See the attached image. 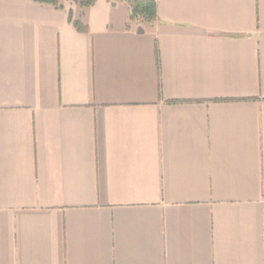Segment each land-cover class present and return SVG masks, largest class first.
Wrapping results in <instances>:
<instances>
[{
	"label": "crops",
	"instance_id": "1",
	"mask_svg": "<svg viewBox=\"0 0 264 264\" xmlns=\"http://www.w3.org/2000/svg\"><path fill=\"white\" fill-rule=\"evenodd\" d=\"M151 1L0 0V264H264V0Z\"/></svg>",
	"mask_w": 264,
	"mask_h": 264
},
{
	"label": "trees",
	"instance_id": "2",
	"mask_svg": "<svg viewBox=\"0 0 264 264\" xmlns=\"http://www.w3.org/2000/svg\"><path fill=\"white\" fill-rule=\"evenodd\" d=\"M42 2H49L57 4L60 0H37ZM81 5L89 6L93 4L94 0H75ZM130 5V19L142 18L145 21L151 22L155 17V4L151 0H127ZM78 29L81 26L78 22L75 23Z\"/></svg>",
	"mask_w": 264,
	"mask_h": 264
}]
</instances>
